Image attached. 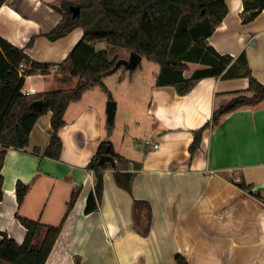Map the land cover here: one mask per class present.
<instances>
[{
  "label": "crops",
  "instance_id": "crops-1",
  "mask_svg": "<svg viewBox=\"0 0 264 264\" xmlns=\"http://www.w3.org/2000/svg\"><path fill=\"white\" fill-rule=\"evenodd\" d=\"M58 1L5 0L0 6V36L32 60L51 64L48 73L25 76L23 93L70 89L80 82L71 75L66 57L82 38L84 25L54 40L46 36L62 18L52 7ZM226 3V15L204 41L220 54L236 57L244 52L253 75L264 83V8L243 22L242 0ZM138 68L119 67L104 77L106 89L90 87L69 103L58 130L59 159L45 155L52 134L51 111L36 119L25 148H6L0 241L7 234L23 242L27 229L18 214L42 225L34 247L44 238L46 226L60 227L44 264H75L77 258L78 264H177V252L190 264H264V191L258 192L260 197L250 191L264 181V100L237 108L215 127L205 128L191 155L194 130L245 91L248 77L207 76L179 94L171 84H157L159 68L151 71L150 79L136 82ZM196 69H185L183 76ZM109 99L116 103L110 131ZM104 139L121 158L115 160L118 171L133 173L131 189L116 182V171L107 163L98 208L86 213L95 185V175L86 166ZM145 139L160 145L147 147ZM243 181L251 185L249 190L239 187ZM18 182L27 186L20 203ZM135 200L148 202L151 209L146 235L135 220V213L144 212L141 206L134 208Z\"/></svg>",
  "mask_w": 264,
  "mask_h": 264
},
{
  "label": "trees",
  "instance_id": "trees-1",
  "mask_svg": "<svg viewBox=\"0 0 264 264\" xmlns=\"http://www.w3.org/2000/svg\"><path fill=\"white\" fill-rule=\"evenodd\" d=\"M4 1L0 0V6ZM242 4L243 22L252 20L264 8V0H242ZM72 5H78L80 8L75 16L70 9ZM52 7L62 14V18L46 34L49 39H57L73 27L84 25L82 38L66 57V61L71 64V75L79 77L80 82L70 89H54L36 94L23 93L21 87L25 76L48 73L51 64L32 60L21 48L0 36V200L3 197L1 167L6 148H25L29 143V133L36 119L41 114L51 111L52 134L45 155L59 159L62 142L58 130L65 123L64 113L69 103L79 99L90 87L99 85L106 89L103 83L104 77L122 66L115 65L120 56L109 57L106 49L95 47L97 41L106 40L111 45L126 49L128 53L135 51L157 62L161 66L157 75V84H171L179 94H185L198 80L207 76L248 77V88L245 91L215 109L210 120L194 130L189 145L191 155L199 148L205 128L215 127L223 115L237 108L255 105L264 100V83L253 75L244 52L236 57L220 54L204 41L226 15L228 11L226 0H59L52 3ZM88 12L90 15L85 19L82 15ZM93 12L96 15H93ZM96 19L98 22L105 21L106 26L101 27ZM91 20L93 22L89 24ZM175 39L178 40L176 48H174ZM201 41L205 44L198 46ZM172 54H177V58H173ZM187 61H198L205 67L194 70L189 77H184L183 71L188 69ZM238 62L243 63L241 72L236 70ZM20 63L26 65L22 73L19 72ZM139 64L140 60L134 69ZM35 99H42V106L38 110L32 106ZM112 126L113 119L108 120V131ZM105 156L114 159L110 167L116 171V182L127 190L131 189L133 173L118 171L115 160L121 159L120 156L114 151L110 140L100 141L86 166L95 175L94 191L87 197L86 213L98 208L103 188V170L108 163L102 161ZM239 187L249 190L251 185L243 181ZM26 190V185L17 183L18 203L22 201ZM77 194L78 189L72 191L67 204L68 209L73 206ZM254 196L260 197V194ZM138 206H141L144 212L138 216L134 212L135 220L139 231L146 235L149 231L151 209L148 202L143 200L134 201V208ZM17 217L27 229L25 238L22 243H18L7 234H3L0 241V264H44L60 227L46 226L44 238L38 247H34L32 241L42 225L36 220L18 214ZM174 259L177 264H190L179 252L174 255ZM78 262V258L75 259V264Z\"/></svg>",
  "mask_w": 264,
  "mask_h": 264
},
{
  "label": "rangeland",
  "instance_id": "rangeland-1",
  "mask_svg": "<svg viewBox=\"0 0 264 264\" xmlns=\"http://www.w3.org/2000/svg\"><path fill=\"white\" fill-rule=\"evenodd\" d=\"M94 13V12H93ZM100 15H102L101 13H99ZM90 15V12H88V13H83V17L85 16V19H88L87 18V16H89ZM93 15H96V13H94ZM94 20V19H93ZM93 20H91V22L89 21L88 23L89 24H91L92 22H93ZM96 21H97V19H96ZM95 21V22H96ZM98 22V21H97ZM100 25H101V27H102V25H104V26H106V22L105 21H99L98 22ZM177 39H175V41H174V48H176V45H177ZM98 43V46H97V49H106L107 50V52H108V55H109V57H113L114 55H118V56H120V54L121 55H125V51H124V49L122 48V47H117V46H114V45H111V44H109V43H107V41L106 40H100V41H98L97 42ZM201 44H205L204 43V41L202 42H199L197 45L199 46H201ZM126 56V58H128V54L127 55H125ZM172 57L173 58H177V54H172ZM238 64V68L236 67V70L238 71V72H241L242 70H243V63L242 62H238L237 63ZM236 64V65H237ZM187 65H188V69H190V68H194V67H198V68H203V67H205V65L204 64H202V63H200V62H198V61H187ZM140 66H142L143 67V70L141 71V69H140ZM122 69H127L124 65H122V66H120ZM139 68L137 69V71H136V77H135V81L136 82H143L144 80H147V79H150L151 78V71H153V70H156V68H159V72H160V70H161V66L157 63V62H155V61H152V60H149V59H147L145 56H142L141 58H140V64H139V66H138ZM129 70H132V69H129ZM121 95V94H120ZM122 97V96H121ZM124 97V96H123ZM124 99V98H123ZM141 132V131H140Z\"/></svg>",
  "mask_w": 264,
  "mask_h": 264
},
{
  "label": "water",
  "instance_id": "water-1",
  "mask_svg": "<svg viewBox=\"0 0 264 264\" xmlns=\"http://www.w3.org/2000/svg\"><path fill=\"white\" fill-rule=\"evenodd\" d=\"M70 9L72 10V13L74 16L77 15L79 10H80L78 5H72L70 7ZM140 58H141V55L139 53H137L135 51H131L129 53L128 58H119L116 61L115 65L116 66L124 65L128 69H134L137 65V62L140 60ZM32 106H33V108H35L37 110L40 109L42 106V99H35L32 102ZM115 106H116V103L114 100L109 99L107 101V118H108V120H112L114 118ZM102 161L112 164L114 162V159L111 156H105L102 158ZM250 191L252 193H258L259 191H264V181L257 183V184H254L251 187Z\"/></svg>",
  "mask_w": 264,
  "mask_h": 264
},
{
  "label": "built area",
  "instance_id": "built-area-1",
  "mask_svg": "<svg viewBox=\"0 0 264 264\" xmlns=\"http://www.w3.org/2000/svg\"><path fill=\"white\" fill-rule=\"evenodd\" d=\"M24 66H26V65L23 64V63H20V64H19V72H20V73H22V70H23ZM26 94H28V93L26 92ZM144 143H145V145H146L147 147L155 148V149L158 148L159 145H160L159 142H157V141H151V140H149V139H145Z\"/></svg>",
  "mask_w": 264,
  "mask_h": 264
},
{
  "label": "bare ground",
  "instance_id": "bare-ground-1",
  "mask_svg": "<svg viewBox=\"0 0 264 264\" xmlns=\"http://www.w3.org/2000/svg\"><path fill=\"white\" fill-rule=\"evenodd\" d=\"M232 11L234 12V5L232 6Z\"/></svg>",
  "mask_w": 264,
  "mask_h": 264
}]
</instances>
